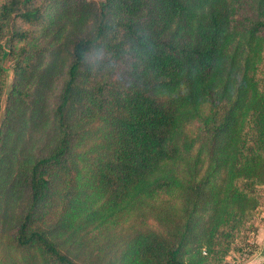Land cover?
I'll return each mask as SVG.
<instances>
[{
    "label": "trees",
    "instance_id": "16d2710c",
    "mask_svg": "<svg viewBox=\"0 0 264 264\" xmlns=\"http://www.w3.org/2000/svg\"><path fill=\"white\" fill-rule=\"evenodd\" d=\"M3 56L0 264H231L254 237L264 0H0Z\"/></svg>",
    "mask_w": 264,
    "mask_h": 264
},
{
    "label": "crops",
    "instance_id": "0c3cea01",
    "mask_svg": "<svg viewBox=\"0 0 264 264\" xmlns=\"http://www.w3.org/2000/svg\"><path fill=\"white\" fill-rule=\"evenodd\" d=\"M255 225L256 233L252 239L248 240V244L243 248L240 254L234 255L231 264H264V213Z\"/></svg>",
    "mask_w": 264,
    "mask_h": 264
},
{
    "label": "water",
    "instance_id": "95a60500",
    "mask_svg": "<svg viewBox=\"0 0 264 264\" xmlns=\"http://www.w3.org/2000/svg\"><path fill=\"white\" fill-rule=\"evenodd\" d=\"M0 66H1V69L4 71L5 77H6L4 93H3L1 103H0V130H1L4 118H5L8 98L12 90L15 74H14V68H13L14 64L13 63L10 64L8 62L7 56H3L1 58Z\"/></svg>",
    "mask_w": 264,
    "mask_h": 264
},
{
    "label": "rangeland",
    "instance_id": "374dc122",
    "mask_svg": "<svg viewBox=\"0 0 264 264\" xmlns=\"http://www.w3.org/2000/svg\"><path fill=\"white\" fill-rule=\"evenodd\" d=\"M8 62H9L10 64L13 63V62H11V61H9V60H8ZM260 217H262V215H261ZM233 256H234V255H233ZM227 261L230 262L231 260L228 259Z\"/></svg>",
    "mask_w": 264,
    "mask_h": 264
}]
</instances>
